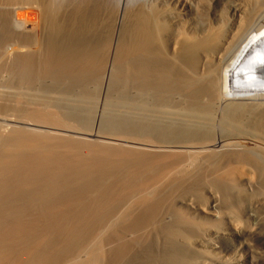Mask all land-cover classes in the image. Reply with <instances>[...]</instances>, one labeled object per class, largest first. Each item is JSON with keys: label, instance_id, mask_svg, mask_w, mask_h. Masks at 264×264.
<instances>
[{"label": "bare ground", "instance_id": "obj_1", "mask_svg": "<svg viewBox=\"0 0 264 264\" xmlns=\"http://www.w3.org/2000/svg\"><path fill=\"white\" fill-rule=\"evenodd\" d=\"M0 58V264H264V0H0Z\"/></svg>", "mask_w": 264, "mask_h": 264}, {"label": "rangeland", "instance_id": "obj_2", "mask_svg": "<svg viewBox=\"0 0 264 264\" xmlns=\"http://www.w3.org/2000/svg\"><path fill=\"white\" fill-rule=\"evenodd\" d=\"M12 16L16 22L22 23L25 26L28 25L29 23H31L33 25L32 29L34 30L35 33L37 32V25L40 22L39 16L37 14H33L30 18H28V22L26 21L27 15H25L21 9H14ZM15 44H16L15 42H8L6 44V46H7L6 50L8 52H11L12 51L11 47H14ZM0 63H1L0 65H2V68L0 69V88H3V89L8 88L10 90V88H11V86H9L10 85V82H9L10 81V78H9L10 75H9V71H8L9 69H7L8 68L7 65L9 63L8 62L2 63L1 58H0ZM6 80H8V81H6ZM5 85H7V87ZM0 117H2V123L0 124V130L4 129L5 124H7V125L17 124L19 121L20 122L27 121V118L24 116V113H22L16 109L0 110ZM203 205H204V203H203ZM233 213H234V216L238 217L237 213H236V215H235V212H233ZM254 249H257V248H254ZM236 252H237V250H236ZM237 253H240L244 259L247 258L248 251H246V250L240 251L239 250V252H237ZM217 254H218V257L230 258L232 256L233 252L230 254H226V255L222 254L221 252H218ZM210 264H213V263H210ZM243 264H250V263H249V261H245Z\"/></svg>", "mask_w": 264, "mask_h": 264}]
</instances>
